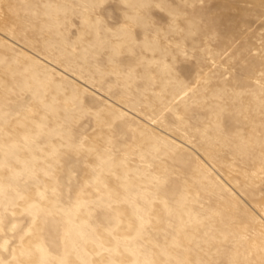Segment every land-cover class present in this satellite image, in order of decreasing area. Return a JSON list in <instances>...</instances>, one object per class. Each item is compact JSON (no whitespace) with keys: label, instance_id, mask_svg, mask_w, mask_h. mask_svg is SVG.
<instances>
[{"label":"rangeland","instance_id":"1","mask_svg":"<svg viewBox=\"0 0 264 264\" xmlns=\"http://www.w3.org/2000/svg\"><path fill=\"white\" fill-rule=\"evenodd\" d=\"M0 264H264V0H0Z\"/></svg>","mask_w":264,"mask_h":264}]
</instances>
